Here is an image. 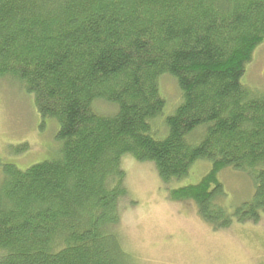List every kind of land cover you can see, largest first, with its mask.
Instances as JSON below:
<instances>
[{
    "label": "trees",
    "instance_id": "16d2710c",
    "mask_svg": "<svg viewBox=\"0 0 264 264\" xmlns=\"http://www.w3.org/2000/svg\"><path fill=\"white\" fill-rule=\"evenodd\" d=\"M262 42L264 0H0V80L57 120L60 144L26 169L2 165L0 264H131L118 233L125 155L153 162L165 187L208 161L169 199L215 229L259 221L264 89L242 78ZM163 75L181 95L164 119ZM224 168L253 183L234 208Z\"/></svg>",
    "mask_w": 264,
    "mask_h": 264
},
{
    "label": "rangeland",
    "instance_id": "374dc122",
    "mask_svg": "<svg viewBox=\"0 0 264 264\" xmlns=\"http://www.w3.org/2000/svg\"><path fill=\"white\" fill-rule=\"evenodd\" d=\"M242 82L264 89V42L245 65ZM159 91L166 101L164 119L174 111L181 95L170 75L159 78ZM97 107L99 111L111 109L103 103ZM155 127L166 135L161 119ZM58 130L57 120L39 115L32 95L0 80V178L4 163L26 169L53 158L60 146ZM121 167L127 195L120 206L118 233L131 264H264V212L256 223L233 222L227 228L215 229L200 217L192 201L169 199L170 187L199 181L210 167L208 161L196 162L187 177L168 187L151 161L125 155ZM218 178L229 208L251 198L253 183L244 173L224 168Z\"/></svg>",
    "mask_w": 264,
    "mask_h": 264
}]
</instances>
